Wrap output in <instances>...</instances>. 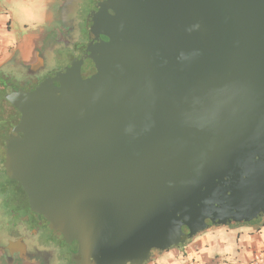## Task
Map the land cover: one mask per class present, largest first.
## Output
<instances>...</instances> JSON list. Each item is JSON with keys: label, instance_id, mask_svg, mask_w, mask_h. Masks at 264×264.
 Here are the masks:
<instances>
[{"label": "water", "instance_id": "obj_1", "mask_svg": "<svg viewBox=\"0 0 264 264\" xmlns=\"http://www.w3.org/2000/svg\"><path fill=\"white\" fill-rule=\"evenodd\" d=\"M97 26L91 74L5 95L7 172L75 264L264 216V0H106Z\"/></svg>", "mask_w": 264, "mask_h": 264}, {"label": "flooded vegetation", "instance_id": "obj_2", "mask_svg": "<svg viewBox=\"0 0 264 264\" xmlns=\"http://www.w3.org/2000/svg\"><path fill=\"white\" fill-rule=\"evenodd\" d=\"M48 1L46 23L29 47L14 48L11 59L0 66V264H75L76 241L68 242L61 231L31 210L24 187L5 167V148L20 116L5 95L34 91L71 67H77L81 76L91 74V50L108 40L96 27L106 0ZM157 251L152 250L151 256Z\"/></svg>", "mask_w": 264, "mask_h": 264}, {"label": "crops", "instance_id": "obj_3", "mask_svg": "<svg viewBox=\"0 0 264 264\" xmlns=\"http://www.w3.org/2000/svg\"><path fill=\"white\" fill-rule=\"evenodd\" d=\"M11 1L0 0V66L11 59L14 48H28L36 35V32L23 28H11L8 14L4 15L1 9L3 2ZM43 20H46V15ZM37 21V16L33 15L24 22V27ZM262 251L264 217L248 223L209 227L182 245L154 252L146 264H186L190 260L197 264H251L252 259Z\"/></svg>", "mask_w": 264, "mask_h": 264}, {"label": "rangeland", "instance_id": "obj_4", "mask_svg": "<svg viewBox=\"0 0 264 264\" xmlns=\"http://www.w3.org/2000/svg\"><path fill=\"white\" fill-rule=\"evenodd\" d=\"M49 7L48 0H12L10 3L1 4V9L9 16V22L12 29L23 28L27 31L37 32L46 22L43 16L47 15ZM33 15H36L37 22H29L27 27H24V22L29 20ZM29 16V17H28ZM16 115H12V120L16 119Z\"/></svg>", "mask_w": 264, "mask_h": 264}, {"label": "built area", "instance_id": "obj_5", "mask_svg": "<svg viewBox=\"0 0 264 264\" xmlns=\"http://www.w3.org/2000/svg\"><path fill=\"white\" fill-rule=\"evenodd\" d=\"M186 264H197V262L194 261V260H190ZM251 264H264V251H262L261 253H259L258 255H256L252 259Z\"/></svg>", "mask_w": 264, "mask_h": 264}]
</instances>
